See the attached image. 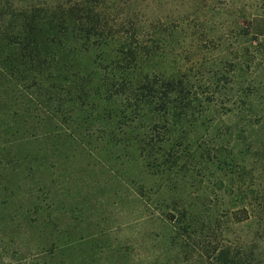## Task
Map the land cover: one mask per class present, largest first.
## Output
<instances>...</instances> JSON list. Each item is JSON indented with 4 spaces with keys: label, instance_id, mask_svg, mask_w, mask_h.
Returning <instances> with one entry per match:
<instances>
[{
    "label": "trees",
    "instance_id": "obj_1",
    "mask_svg": "<svg viewBox=\"0 0 264 264\" xmlns=\"http://www.w3.org/2000/svg\"><path fill=\"white\" fill-rule=\"evenodd\" d=\"M212 2L0 0V264H264V0Z\"/></svg>",
    "mask_w": 264,
    "mask_h": 264
},
{
    "label": "rangeland",
    "instance_id": "obj_2",
    "mask_svg": "<svg viewBox=\"0 0 264 264\" xmlns=\"http://www.w3.org/2000/svg\"><path fill=\"white\" fill-rule=\"evenodd\" d=\"M224 0H213V4H212V7L211 9H214L215 6H217L219 2H222ZM242 5H245V7L249 8L250 4L254 2V0H242ZM205 3V2H204ZM203 3V4H204ZM202 4V5H203ZM214 6V7H213ZM216 9V8H215ZM240 23H245V21L243 19H240L239 21ZM233 115H224L223 116V120L224 122L226 123H230L233 121ZM89 205V204H88ZM90 206V205H89ZM112 207H109V209H106L105 210V215L106 216H109V215H112ZM112 220H119L117 218V216H113L112 217ZM155 224L154 223H148L147 225H141L140 227H137L139 229H142V230H145V229H148V228H151V227H154ZM237 227V226H236ZM259 229V226L258 224L254 223V224H250V223H245V224H241L240 226H238V229L236 228L235 231L233 232V236L235 235H238L240 234L242 237H246V238H249V237H252L253 234H255V232Z\"/></svg>",
    "mask_w": 264,
    "mask_h": 264
}]
</instances>
